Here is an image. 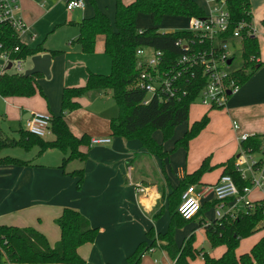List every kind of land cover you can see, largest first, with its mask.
Returning <instances> with one entry per match:
<instances>
[{"label":"crops","instance_id":"crops-1","mask_svg":"<svg viewBox=\"0 0 264 264\" xmlns=\"http://www.w3.org/2000/svg\"><path fill=\"white\" fill-rule=\"evenodd\" d=\"M61 1L65 4V0H18L19 15L32 32L38 20L37 14H45ZM99 1L96 0V5ZM132 1L123 3L127 5ZM113 3L115 9V0ZM97 7L112 24V19L104 11L102 4ZM76 10H80L75 18L78 20H71L69 15L66 21L58 24V27L77 28L78 22L91 18L94 14L87 9V5L82 10ZM28 34L23 38L34 41L36 37L31 40ZM77 36L73 38L69 35L66 38L67 43L59 48L45 47L44 42L40 43L45 51L39 54H50L52 51L60 53L51 55L50 78L46 79L39 75L35 79L44 96L36 93L29 98L0 97L4 107L1 118L7 120L9 124L19 123L21 129V123L24 122L22 118L27 113L58 116L61 113V95L64 88L84 86L89 73L99 75L110 73L111 61L104 52V37L97 36L94 52L84 54L80 46L74 42ZM24 44L32 47L28 42ZM258 60L264 63L260 57ZM229 97L225 107L214 114L212 119L209 117L205 129L188 143L186 150L190 155H187L183 162L182 150L185 149L182 147L162 159L148 154L138 140L112 136L109 122L117 117L118 109L111 93L101 90L89 91L77 99L79 104L77 110L64 113V120L70 132L77 138L87 135L90 140L103 138L109 142L82 147V152L87 155L86 161H70L64 169H60V166L66 155L58 150L50 149L41 154L38 149L33 152L36 147L28 152L23 150L26 155H30L29 158L2 156L1 152V158H16L28 162V165H0V226L33 228L44 235L53 246L60 239V230L55 220L63 209H73L87 218L92 227L98 229L92 243L84 244L77 249L85 264H127V258L140 243L150 245L152 242L146 237L150 229L154 230L155 237L166 232L171 219L169 196L184 179L185 174L197 170L205 158H209V165L215 167L234 157L239 147L237 135H264V66L258 68L238 91ZM214 118H219L217 121L220 125L215 132L211 131L215 136L213 145L203 147L198 152L193 151L194 147L191 145L197 139H203L205 131L213 127ZM234 123L238 127L237 130L233 129ZM224 131L226 135L220 136ZM156 132L152 135L154 141L162 146L163 152H169L171 146L163 141V137L162 141L156 137ZM48 137L44 140L53 138L51 134ZM80 169L83 170V182L77 187V178L71 173ZM213 171L217 172L216 177H205L208 174L205 173L196 185L216 183L222 169ZM138 185L145 188L144 192L137 191ZM210 197L203 203L200 215L186 222L181 230V237H185L184 239L193 234V246L196 249L198 247L195 236L198 226L203 227V223L207 222L206 214L214 205L213 198L209 200ZM177 232L178 230L175 231L174 242L179 246ZM263 235L264 230L255 240H251V236L242 239L236 249V255L249 252ZM210 248L211 253H207L213 258H219L225 251L224 247ZM195 259L190 261V264H204L203 260L197 262ZM171 262L165 251L156 249L145 254L140 264Z\"/></svg>","mask_w":264,"mask_h":264},{"label":"trees","instance_id":"trees-1","mask_svg":"<svg viewBox=\"0 0 264 264\" xmlns=\"http://www.w3.org/2000/svg\"><path fill=\"white\" fill-rule=\"evenodd\" d=\"M87 2L93 7L94 14L91 18L83 19L76 24L78 36L74 42L80 46L82 53L92 54L96 37L103 36L104 52L111 61L110 73L108 75L89 73L84 86L63 89L61 113L58 116H50L52 140H44L22 128L17 131L16 138L9 137L0 126V153L12 148H20L28 152L37 147L40 154L53 149L66 155L60 169H64L70 161L85 162L87 155L81 148L90 146V139L87 135L75 137L64 120V113L77 110L79 108L77 99L92 90L110 92L117 106V117L109 122L112 136L138 140L148 154L162 159L168 157L177 148L182 147L186 150L188 143L208 125L210 120L208 113L187 128L170 152H163L162 146L154 141L152 135L155 131H160L163 141L169 140L174 129L188 121V111L195 103L197 91L177 102L158 101L152 98L148 104H143L146 95L136 87L138 71L135 52L141 47H153L163 51L168 58L181 53V49L176 47V40L192 37L191 34L186 30L161 33L158 27L166 17L201 18L204 15V8L198 6L194 0H133L127 5L122 0H115L114 26H112L109 18L98 9L96 0H87ZM228 8L231 15V30L242 20L251 22L249 0H230ZM140 16H148L152 26L138 30L136 23ZM261 25L264 27V20L261 21ZM0 45L1 51L11 52V59L20 61L45 51L42 44L32 48L17 40L15 32L7 25H0ZM15 47L18 48L16 52L13 51ZM50 54L55 56L60 53L52 51ZM241 59L242 68L231 74L239 87L264 65L263 62L255 60L259 59L256 37H245L242 40ZM37 76L39 74L31 77L8 73L0 75V97L29 98L36 93L43 97L42 91L36 84ZM208 109L212 111L222 108ZM261 139L262 136H255L243 142L241 147L256 150L262 143ZM233 163L234 157L211 167L209 158H205L197 170L185 174L184 179L169 196L171 219L166 232L157 234L159 246L156 247L154 230L150 229L146 237L152 242L149 246L145 242L140 243L127 258V264H140L142 257L151 247L165 251L174 264H190V261L198 256L203 259L204 264H264V235L249 252L236 255V249L242 239L252 236L258 230H264V226H258L263 218L264 203L256 204L252 213H241L233 218L225 217L221 220L214 219L203 225L210 247L225 248L219 258L211 257L203 249L194 248L193 234L184 239L181 246H177L174 242L175 231L188 222L176 212L184 190L189 185L198 183L205 173L218 168L222 169L219 178L230 175L238 186H242L233 169ZM0 165L26 166L28 162L12 157H0ZM71 175L77 178V187H80L83 182V170H75ZM55 224L60 230V239L53 246L48 243L44 235L33 228L0 226V245L5 252V264H85L78 255L77 249L84 244L92 243L98 229L92 227L88 219L79 212L69 208L62 210Z\"/></svg>","mask_w":264,"mask_h":264},{"label":"built area","instance_id":"built-area-1","mask_svg":"<svg viewBox=\"0 0 264 264\" xmlns=\"http://www.w3.org/2000/svg\"><path fill=\"white\" fill-rule=\"evenodd\" d=\"M229 2L230 0H204V15L190 19V27L186 31L192 37L176 40V47L181 49V53L173 58L166 57L163 51L153 47L136 50V87L145 92L143 104H148L152 98L177 102L197 91L195 103L206 108L225 107L229 97L227 93L232 95L239 89L232 78L233 71L229 70L234 55L237 49L242 51V40L245 37H255L253 18L251 22L242 20L231 30ZM65 4L68 11L82 10L85 7L84 0H65ZM0 25L11 27L20 42L27 33L31 40L35 38L19 15L18 0H0ZM13 51H18V48L15 47ZM0 59V75L7 73L9 64L10 69L15 67L17 71H21V61L11 59V52L0 50ZM23 125L25 131L42 139L51 134L50 115L47 114L31 113ZM233 129H238L235 123ZM255 136L240 134L236 137L239 153L234 157L233 169L243 185L238 186L230 175L221 176L211 185H189L182 193L176 209L183 220L189 221L200 215L203 203L210 196L213 198L215 220L252 213L256 204L264 203V135L258 149L241 147L243 142ZM108 142V139L97 138L91 139L90 145ZM136 188L139 193L145 190L140 185ZM253 193L258 196L252 198ZM205 224L208 223H203ZM258 226H264V214ZM153 251L155 249L151 247L147 253ZM1 258L5 261L6 256L0 245V260Z\"/></svg>","mask_w":264,"mask_h":264},{"label":"rangeland","instance_id":"rangeland-1","mask_svg":"<svg viewBox=\"0 0 264 264\" xmlns=\"http://www.w3.org/2000/svg\"><path fill=\"white\" fill-rule=\"evenodd\" d=\"M99 1V0H98ZM129 2L131 0H122V2ZM195 3L198 6H201L202 8H205L204 5V0H194ZM85 5H87V9H90L92 12H94L93 7L86 1L84 0ZM99 4H102V8L104 11L109 15V17L112 19V26H114V16H115V9H114V3L113 0H100ZM97 4V6L99 5ZM249 5H250V11L252 14L253 18V27L255 29V37L257 38V43H258V49H259V57L264 61V27L261 25V21L264 20V0H249ZM80 13V10H72V11H67L65 8L64 2H58L57 4L54 5V7L46 12L45 14L38 15L36 16V19H38L35 23V25L32 28V32L35 34V40L30 41L26 37L22 38V43L28 42L32 47L36 46L37 44H40L44 42V46L47 47H53V48H59L63 46L65 43H67V39L69 35L73 36L75 38L77 36V28L74 26H70L67 28H61L58 27V24L63 23L68 19V16L70 15L71 20H78L75 19L76 16ZM190 19L186 18H175V17H166L163 19L162 23L158 27V31L161 33H168V32H175V31H184L188 30L190 27ZM26 24V23H25ZM28 26V24H26ZM137 29L138 30H143L146 28H149L152 26L150 18L148 16H140L137 19L136 23ZM29 27V26H28ZM30 28V27H29ZM240 47V46H239ZM240 49H237L236 54L234 55V60L229 68L230 71H235L239 70L242 68V59H241V53ZM2 63V60L0 59V64ZM21 66V71H17L15 67H12L7 71L8 74H23L30 66V61L29 58H27L24 61H21L20 63ZM264 66V65H263ZM149 98V97H147ZM230 97H228L229 99ZM2 98H0V125L2 126L3 130L9 137H17V131L19 130V123L16 124H9L7 120H5L3 117L1 118L2 111L4 107H2ZM219 110L217 111H209L208 108L203 107L197 103H194L188 111V121L183 123L182 125L176 127L173 131V135L171 139L166 141L167 145L171 146V149L174 146V142L179 140L183 134L186 132L187 128L194 122L200 120L206 113H208V116L210 119H212V116L216 113H218ZM37 113V112H34ZM221 113H219L220 115ZM215 120L213 121L210 130H206L204 133V137L197 139L191 147H194L195 152H198L201 148H207V146H212L214 142V133L215 129L219 127L220 123L217 121L219 118H214ZM212 121V120H211ZM22 122V121H21ZM21 126L23 128V123H21ZM225 129V128H224ZM210 131V132H209ZM212 131V132H211ZM209 132V133H208ZM226 135V131L221 132L220 136ZM156 137H159L160 140L162 141V134L160 131H157L155 133ZM219 136V137H220ZM209 138V140H208ZM49 139V137L47 138ZM37 147L33 149V152L37 151ZM170 149V150H171ZM169 150V152H170ZM182 159L183 162L186 158L187 155L189 154L188 150H182ZM236 153H239V149H237ZM235 154L234 157L237 155ZM2 156L5 155H10L19 158V156H23L24 158H29L30 155H26L25 152L21 149H5L1 153ZM169 156V155H168ZM180 157V155L178 156ZM217 172L211 171L208 172V174L205 175V177H216ZM257 193H253L251 197H257ZM212 197L209 198V200ZM215 219L214 216V210L211 208L207 214H206V220L207 223L211 222L212 220ZM201 226V225H200ZM183 227L178 228V232L176 234L177 241L179 242V246L182 244L184 238L181 237V230ZM198 231L196 232V246L198 249H203L204 252L211 253V248L209 243L206 241L205 238V233L203 230V227L198 226ZM262 232V230H258L255 234L251 236V240H255L259 234ZM248 241V240H247ZM155 242H156V247L159 246L160 242L158 241L157 237H155ZM149 246V245H148ZM155 248V247H153ZM242 249V245L241 248ZM214 251V250H213ZM216 251V250H215ZM217 252V251H216ZM215 253V252H214ZM202 258L200 256L196 257L195 261L202 262ZM4 259L1 258L0 264H3Z\"/></svg>","mask_w":264,"mask_h":264},{"label":"water","instance_id":"water-1","mask_svg":"<svg viewBox=\"0 0 264 264\" xmlns=\"http://www.w3.org/2000/svg\"><path fill=\"white\" fill-rule=\"evenodd\" d=\"M31 67L27 69L24 73V77H31L33 75L39 74L44 76L46 79L50 78V65H51V54L43 53L37 54L29 58ZM231 63V60L228 61V64ZM10 69V64L7 66V70ZM228 96L231 95L230 92L227 93ZM30 116L29 113L23 116V120L28 119Z\"/></svg>","mask_w":264,"mask_h":264}]
</instances>
